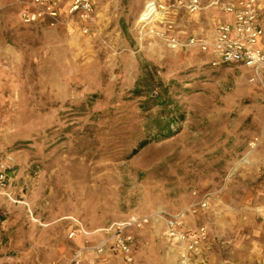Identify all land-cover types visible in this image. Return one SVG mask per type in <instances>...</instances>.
I'll return each mask as SVG.
<instances>
[{
    "label": "rangeland",
    "instance_id": "rangeland-1",
    "mask_svg": "<svg viewBox=\"0 0 264 264\" xmlns=\"http://www.w3.org/2000/svg\"><path fill=\"white\" fill-rule=\"evenodd\" d=\"M147 1L93 0L84 23L71 0L31 22L0 0V154L14 199L0 196V264H70L79 250L82 264H184V252L190 264H264V77L171 48L139 21ZM208 15L194 31H212ZM132 216L134 260L97 253ZM170 219L204 238L188 249L190 235H167ZM76 224L85 233L71 237Z\"/></svg>",
    "mask_w": 264,
    "mask_h": 264
},
{
    "label": "built area",
    "instance_id": "built-area-1",
    "mask_svg": "<svg viewBox=\"0 0 264 264\" xmlns=\"http://www.w3.org/2000/svg\"><path fill=\"white\" fill-rule=\"evenodd\" d=\"M22 5L21 16L25 22L35 21L43 16L55 18L61 0H18ZM155 2V16L152 15L151 21L156 28L153 31L157 35L166 37V41L171 48L186 49L196 48L207 53L211 60L208 62L212 66L226 65L250 69L253 76L250 81L260 78L264 71V27L262 24L261 11L258 0H224L215 1L214 4L219 9L228 13L231 18L218 22L208 38H199L188 36L179 38L175 33L177 17L179 12L185 10L189 13L201 9L200 0H165ZM68 12L77 15L84 23H91L95 13V4L93 0H71ZM264 97V94H263ZM11 161L0 154V196L9 200L12 197L13 178L10 176ZM264 170V157L261 162ZM140 220L132 216L126 224H120L115 227V231L105 237L101 243L95 246L97 253L111 252L118 253L123 260L131 263L134 260L132 248V236L123 232L131 226H138ZM75 232H71V237L75 233H85L81 224H76ZM167 235L170 238L184 241L190 235L191 239L188 249H192L197 243L198 238H204V229L195 232L182 231L178 228L177 222L170 219L166 227ZM70 237V238H71ZM183 263L190 264L187 253L184 252ZM81 250L76 251L70 260V264H82Z\"/></svg>",
    "mask_w": 264,
    "mask_h": 264
},
{
    "label": "crops",
    "instance_id": "crops-1",
    "mask_svg": "<svg viewBox=\"0 0 264 264\" xmlns=\"http://www.w3.org/2000/svg\"><path fill=\"white\" fill-rule=\"evenodd\" d=\"M215 1H217V0H211V2L209 4L210 7H208V9L204 8L202 6V8L200 10L193 12V13H189L185 10L180 11L178 21H177V24L175 26L176 35L179 38H186L188 36H194V37H199V38H208L212 34L214 26L218 22L231 18V16L228 13L221 11L219 9L218 5L212 4V2L214 3ZM219 1L223 2L224 0H219ZM258 3H259V6L262 8V5L260 4V0H258ZM262 11H261V18H262ZM202 14H207V15L209 14L208 16H215V19L213 20L212 31L208 34L207 33L204 34V32L207 31V29H202V30H198V31L193 30V23L192 22H194L195 20H199L200 17L202 16ZM186 15H189V17ZM185 18H186V20H185ZM262 24L264 27V19H262ZM263 46H264V42H263ZM246 70L252 74V70H250V69H246ZM260 77H261V79H263L264 71L260 74ZM16 202L20 203L17 200H16ZM86 238L87 239H84V240H86L87 242H89L91 240V238H88V237H86ZM84 240L82 241V243H84ZM53 253L56 256H58L57 250H53ZM54 258H56V257H54Z\"/></svg>",
    "mask_w": 264,
    "mask_h": 264
},
{
    "label": "bare ground",
    "instance_id": "bare-ground-1",
    "mask_svg": "<svg viewBox=\"0 0 264 264\" xmlns=\"http://www.w3.org/2000/svg\"><path fill=\"white\" fill-rule=\"evenodd\" d=\"M155 2H153L152 0L147 1L144 10L142 11L141 15H140V20L139 21H151L152 20V15L155 16L156 12H155Z\"/></svg>",
    "mask_w": 264,
    "mask_h": 264
},
{
    "label": "trees",
    "instance_id": "trees-1",
    "mask_svg": "<svg viewBox=\"0 0 264 264\" xmlns=\"http://www.w3.org/2000/svg\"><path fill=\"white\" fill-rule=\"evenodd\" d=\"M150 138L141 140L137 146L132 150V154L137 153L140 149L144 148L149 142H150Z\"/></svg>",
    "mask_w": 264,
    "mask_h": 264
}]
</instances>
